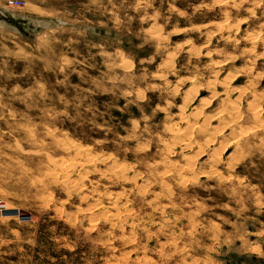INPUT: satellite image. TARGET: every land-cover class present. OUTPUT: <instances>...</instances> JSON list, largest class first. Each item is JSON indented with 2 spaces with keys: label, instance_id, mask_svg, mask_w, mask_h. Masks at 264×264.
Instances as JSON below:
<instances>
[{
  "label": "rangeland",
  "instance_id": "obj_1",
  "mask_svg": "<svg viewBox=\"0 0 264 264\" xmlns=\"http://www.w3.org/2000/svg\"><path fill=\"white\" fill-rule=\"evenodd\" d=\"M8 1L0 264H264V0Z\"/></svg>",
  "mask_w": 264,
  "mask_h": 264
},
{
  "label": "bare ground",
  "instance_id": "obj_2",
  "mask_svg": "<svg viewBox=\"0 0 264 264\" xmlns=\"http://www.w3.org/2000/svg\"><path fill=\"white\" fill-rule=\"evenodd\" d=\"M15 15V14H14ZM32 22L36 25V26H41V27H49V26H51L52 25V23H51V21H43V20H34V19H32ZM0 24H2V23H0ZM228 26V25H227ZM231 28V27H230ZM215 82V81H214ZM224 85V84H223ZM227 86V85H226ZM224 92V91H223ZM226 98V97H225ZM232 99V98H231ZM257 99V98H256ZM227 100V99H226ZM233 102V101H232ZM235 102H236V100H235ZM241 104V103H240ZM229 106V105H228ZM253 106V105H252ZM251 109V108H250ZM253 110V109H252ZM226 111H227V109H226ZM223 112V111H222ZM256 112V111H255ZM238 114V113H237ZM251 115V114H250ZM229 116V115H228ZM233 117V116H232ZM256 117V116H255ZM180 118V117H179ZM194 118V117H193ZM208 118V117H207ZM227 118V117H226ZM229 119V118H228ZM188 121V120H187ZM226 121V120H225ZM226 124V123H225ZM238 124V123H237ZM237 127V126H236ZM215 128V127H214ZM256 128V127H255ZM189 129V128H188ZM216 129V128H215ZM232 129V128H231ZM181 131V130H180ZM190 132V131H189ZM179 133V132H178ZM210 133V132H209ZM208 133V134H209ZM218 133V132H217ZM185 134V133H184ZM213 134H215V133H213ZM215 136V135H214ZM232 136V135H231ZM178 138V137H177ZM190 138V137H189ZM254 138V137H253ZM181 139V138H180ZM175 140V139H174ZM182 140V139H181ZM174 142H176V140L174 141ZM182 142V141H181ZM244 143V142H243ZM67 145V144H66ZM190 145V144H189ZM205 146V145H204ZM231 146V145H230ZM201 149V148H200ZM166 150V149H165ZM217 152V151H216ZM203 153V152H202ZM214 153V152H213ZM77 154V153H76ZM76 154H75V156H76ZM74 155V154H73ZM74 156V157H75ZM79 156V155H78ZM77 156V157H78ZM87 159V158H86ZM213 159V158H212ZM90 160H91V158L89 159V160H87V161H89L90 162ZM210 160V159H209ZM217 160V159H216ZM86 161V160H85ZM84 161V162H85ZM214 161V160H213ZM65 162V161H64ZM88 162V163H89ZM217 162V161H216ZM80 163V162H79ZM78 163V164H79ZM82 163V162H81ZM80 163V164H81ZM86 163V162H85ZM84 163V164H85ZM188 163V162H187ZM191 163V162H190ZM189 163V164H190ZM77 164V165H78ZM215 164V163H214ZM61 164H59V165H57V166H60ZM64 165H66L65 163H64ZM82 165V164H81ZM115 165V164H114ZM53 167V166H52ZM54 167H56V166H54ZM70 167V166H69ZM65 168V167H64ZM81 168V167H80ZM117 168V167H116ZM74 170V169H73ZM72 170V171H73ZM56 171V170H55ZM64 171H65V169H64ZM52 172H54L53 170H52ZM58 172V171H57ZM71 172V171H70ZM78 172V171H77ZM99 172V171H98ZM70 174V173H69ZM79 174V173H78ZM165 174V173H164ZM55 175V174H54ZM57 175V174H56ZM55 175V176H56ZM113 175V174H112ZM67 177V176H66ZM61 178V177H60ZM59 178V179H60ZM68 178V177H67ZM120 178H121V176H120ZM63 179H66V178H63ZM52 180V179H51ZM61 180V179H60ZM131 180V179H130ZM67 181H68V179H67ZM72 181V180H71ZM75 181V180H74ZM60 182V181H59ZM71 183V182H70ZM73 183V182H72ZM79 188V187H78ZM109 201V200H108ZM97 204H100V203H97ZM94 207V206H93ZM95 207H97V206H95ZM117 210V209H116ZM119 210V209H118ZM116 212V211H115ZM118 213H119V211H117ZM126 212V211H125ZM124 212V213H125ZM106 213V212H105ZM115 214H117V213H115ZM120 214V213H119ZM122 214V213H121ZM120 214V215H121ZM97 215V214H96ZM118 215V214H117ZM101 216V215H100ZM127 217H128V215H127ZM106 218V217H105ZM112 218H114V217H112ZM115 218H116V216H115ZM126 218V217H125ZM117 219V218H116ZM109 220V219H108ZM146 261H147V259H146Z\"/></svg>",
  "mask_w": 264,
  "mask_h": 264
},
{
  "label": "built area",
  "instance_id": "obj_3",
  "mask_svg": "<svg viewBox=\"0 0 264 264\" xmlns=\"http://www.w3.org/2000/svg\"><path fill=\"white\" fill-rule=\"evenodd\" d=\"M8 5L11 6V7H18V5H20V2L18 1H15V0H9L8 1ZM2 206H0L1 208Z\"/></svg>",
  "mask_w": 264,
  "mask_h": 264
},
{
  "label": "crops",
  "instance_id": "obj_4",
  "mask_svg": "<svg viewBox=\"0 0 264 264\" xmlns=\"http://www.w3.org/2000/svg\"><path fill=\"white\" fill-rule=\"evenodd\" d=\"M27 20V22H29V20L28 19H26ZM30 23V22H29ZM31 24V23H30ZM32 25V24H31Z\"/></svg>",
  "mask_w": 264,
  "mask_h": 264
}]
</instances>
